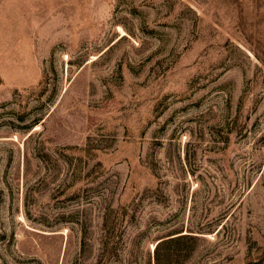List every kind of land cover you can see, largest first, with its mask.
<instances>
[{
	"label": "rangeland",
	"instance_id": "1",
	"mask_svg": "<svg viewBox=\"0 0 264 264\" xmlns=\"http://www.w3.org/2000/svg\"><path fill=\"white\" fill-rule=\"evenodd\" d=\"M0 264H264V0H0Z\"/></svg>",
	"mask_w": 264,
	"mask_h": 264
}]
</instances>
